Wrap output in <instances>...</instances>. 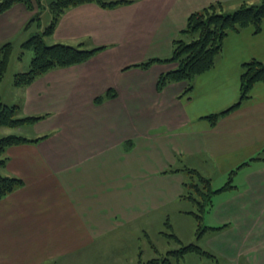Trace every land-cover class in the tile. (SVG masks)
Masks as SVG:
<instances>
[{
	"label": "crops",
	"instance_id": "crops-1",
	"mask_svg": "<svg viewBox=\"0 0 264 264\" xmlns=\"http://www.w3.org/2000/svg\"><path fill=\"white\" fill-rule=\"evenodd\" d=\"M210 2L229 12L241 2L259 1L131 0L115 7L86 2L63 12L47 43L105 47L82 63L14 85L11 98L20 116L46 114L25 136L47 137L5 149L1 173L23 184L0 198V264H138L140 231L150 238L146 224L169 222L174 229L193 217L188 211L194 207L180 195L185 175L164 170L184 164L213 180L245 161L234 175L240 174L238 185L216 194L205 212L214 225H205L226 224L214 231L216 252L232 254L237 236L255 252L253 264H264V244L245 242L264 220V82H256L250 97L215 124L203 118L237 99L244 61H264V21L259 33L250 26L229 31L214 66L196 75L185 94V81L155 87L158 75L175 63L131 66L169 56L189 13ZM35 10L17 2L0 13V44L26 40L23 26ZM109 89L110 96L94 101ZM234 218L245 220L236 232ZM148 240V252L163 251Z\"/></svg>",
	"mask_w": 264,
	"mask_h": 264
},
{
	"label": "trees",
	"instance_id": "trees-1",
	"mask_svg": "<svg viewBox=\"0 0 264 264\" xmlns=\"http://www.w3.org/2000/svg\"><path fill=\"white\" fill-rule=\"evenodd\" d=\"M22 2L28 9L36 10L24 24L23 30L29 31V36L20 43L21 54L24 49L32 51V57L27 70L17 72L13 76V85L24 86L33 82L37 77L47 71L82 63L102 50L105 45L87 48L83 44L71 45L61 42L47 43L45 38L51 35L63 12L71 7L86 2H95L102 7H115L119 4L131 2V0H53L48 9L50 21L42 31H38L41 26L40 9L41 4L32 0H0V13L10 8L14 3ZM264 21V0L258 3L249 4L241 2L232 11L222 10L220 2H210L202 9L189 13L185 26L172 41L171 53L167 57H153L147 60L134 63L131 66L148 68L154 62L175 63V67L161 72L155 83L157 91H161L166 85L173 82L185 81L186 86L181 94L189 92L193 87V79L196 75L211 69L219 54L222 51L223 40L229 31L238 32L245 27H252L254 33H259L261 24ZM34 27L32 30L31 28ZM189 38V39H187ZM13 44L6 41L0 44V83L7 70ZM129 66H126L127 68ZM256 82H264V61L251 58L242 63L239 89L237 99L224 109L209 113L203 116L211 125L217 120L236 109L244 100L250 97V90ZM111 90L105 94L95 97L94 101L100 103L105 97L110 96ZM17 104H6L0 99V127L18 128L24 125H31L44 118L46 114L20 116ZM47 137L43 134L34 138H29L23 134L6 133L0 136V169L5 165V149L14 144L24 142H36ZM253 156L249 159H255ZM245 161L227 173L226 182L219 188L213 189L211 179L201 173L198 169L191 166L170 167L163 172L182 171L185 179L182 182L183 191L180 194L182 199H186L194 206L193 210L188 211L195 221V238L193 243L182 244L180 239L173 232L163 231L162 233L179 243V247L169 249L162 255L140 259L138 264H173L179 262L188 253H197L202 256L214 257L212 253L199 246L198 240L207 232L218 231L226 224L220 226L202 225L203 214L212 205V196L222 190L235 187L232 184V177L237 169L247 164ZM23 184V180L17 176L2 174L0 170V198L6 196L17 187ZM170 226L169 222H166Z\"/></svg>",
	"mask_w": 264,
	"mask_h": 264
},
{
	"label": "rangeland",
	"instance_id": "rangeland-1",
	"mask_svg": "<svg viewBox=\"0 0 264 264\" xmlns=\"http://www.w3.org/2000/svg\"><path fill=\"white\" fill-rule=\"evenodd\" d=\"M35 6V3L37 4V1L40 2L41 4V9H40V16H41V26L39 27L38 31H42L44 27L49 23L50 21V12L48 9V6L51 1L53 0H32ZM259 1V0H258ZM258 3V2H257ZM231 11V10H229ZM29 35L27 34V37ZM189 39V38H187ZM13 46V52L11 54L9 64L7 67V70L5 72V75L0 83V93L4 94L5 98L4 101L6 104H13L12 102H17L14 98H11L12 94L11 92L14 90V85H13V76L17 72H22L28 69L29 67V62L32 57V51L30 49H24L23 53L21 54V47L19 45V38L15 40H11ZM14 41V42H13ZM19 115V114H18ZM29 125H25L22 127L15 128V130H12V133H17V134H23L26 135L31 126L28 127ZM5 128V127H1ZM3 129L0 130V136L4 135V132H7L8 129H4L5 131H2ZM184 164L180 165L183 166ZM240 178V174L235 177H232V184L238 185L237 181ZM227 180V177L224 178H219V177H214L213 180H211L212 183V188L217 189L221 187ZM248 187V184H241L238 186V190L241 191H246V188ZM235 188V187H234ZM233 188V189H234ZM230 191L228 190H222L218 193H224ZM215 193L212 196V200L214 201L215 195L218 194ZM238 194V193H237ZM224 196V195H222ZM219 198V197H218ZM235 200V199H234ZM188 206L193 209V204L191 202L187 201ZM214 204V203H212ZM209 212V211H208ZM213 218L210 215H207V213L203 214L202 218V225L205 224H210L214 225L211 223L213 222ZM244 218L241 220L240 218L237 219H232L231 220V228L234 232L242 226L241 222L244 223ZM259 228V232L257 233L256 229ZM145 231L150 233V238H147L145 234L140 231L139 234V244H140V249L142 252V259L143 257H152V255L158 256L162 255L169 249H174L179 247V243L175 241V239L170 238V237H165L163 236L162 232H173L177 234L180 237V240L182 241V244L186 243H193L196 241L195 238V227H194V219L191 216H186L178 224L175 225L174 229L169 228L166 224L161 223H156V224H146V227L144 228ZM162 231V232H161ZM217 236L216 232H207L203 236V241L198 242L199 246L202 247L204 250L209 251L214 255V257H207V256H202L197 253H188L185 254L183 258L180 259L179 262L174 261L173 264H253L256 262L254 259L256 256H254L255 252L252 251V248L248 249L246 246L242 247V245L239 243L241 240L236 236V241H234V250L232 251V254L224 253V252H216L213 250V244H212V238ZM247 240H245L246 243H252L254 240H259L261 241L262 244H264V220H258V223L254 227V230L250 232L249 235H246ZM152 240L155 245H159L163 247V251L159 253H152L148 252V245H149V240ZM113 244H117V241H114ZM242 247V248H241ZM215 249V248H214ZM262 249H264V246H262ZM145 250V252H144ZM162 253V254H161ZM144 255V256H143ZM230 255V256H227ZM154 257V256H153ZM254 260V261H253ZM136 264V263H135Z\"/></svg>",
	"mask_w": 264,
	"mask_h": 264
}]
</instances>
